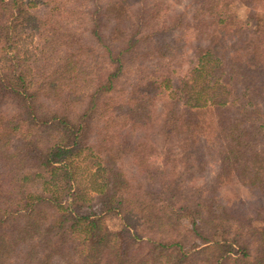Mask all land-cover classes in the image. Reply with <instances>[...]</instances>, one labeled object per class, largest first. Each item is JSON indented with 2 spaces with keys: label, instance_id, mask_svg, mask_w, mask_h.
<instances>
[{
  "label": "trees",
  "instance_id": "obj_1",
  "mask_svg": "<svg viewBox=\"0 0 264 264\" xmlns=\"http://www.w3.org/2000/svg\"><path fill=\"white\" fill-rule=\"evenodd\" d=\"M261 4L0 0V264H264Z\"/></svg>",
  "mask_w": 264,
  "mask_h": 264
},
{
  "label": "rangeland",
  "instance_id": "obj_2",
  "mask_svg": "<svg viewBox=\"0 0 264 264\" xmlns=\"http://www.w3.org/2000/svg\"><path fill=\"white\" fill-rule=\"evenodd\" d=\"M259 7L260 11L264 12V4H261ZM234 11L240 17L244 18L246 15V9L239 2L234 5ZM105 221L109 228L113 231H118L122 227V220L115 211L108 212L106 214Z\"/></svg>",
  "mask_w": 264,
  "mask_h": 264
}]
</instances>
